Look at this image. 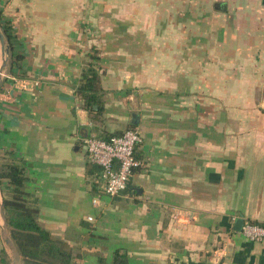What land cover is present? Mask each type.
I'll return each mask as SVG.
<instances>
[{"label":"crops","instance_id":"crops-1","mask_svg":"<svg viewBox=\"0 0 264 264\" xmlns=\"http://www.w3.org/2000/svg\"><path fill=\"white\" fill-rule=\"evenodd\" d=\"M0 23V172L22 167L76 263L121 249L127 264H264V242L234 229L264 223L263 0H0ZM94 49L97 120L76 93ZM129 128L141 165L108 197L83 139ZM13 189L0 177V264H16L1 236Z\"/></svg>","mask_w":264,"mask_h":264},{"label":"trees","instance_id":"trees-1","mask_svg":"<svg viewBox=\"0 0 264 264\" xmlns=\"http://www.w3.org/2000/svg\"><path fill=\"white\" fill-rule=\"evenodd\" d=\"M0 30L5 45L10 50L8 27L0 23ZM88 55V62L83 67L76 93L82 101L83 108L92 119H99L102 111V88L98 67L99 56L94 49ZM0 177L8 179L14 186L9 197H4L2 207L5 212L9 235L16 246L24 264H78L66 243L53 238L37 221V207L25 199L22 190L24 176L22 167L14 161L3 165ZM100 264H127L124 250L116 249L111 262L99 258Z\"/></svg>","mask_w":264,"mask_h":264},{"label":"built area","instance_id":"built-area-1","mask_svg":"<svg viewBox=\"0 0 264 264\" xmlns=\"http://www.w3.org/2000/svg\"><path fill=\"white\" fill-rule=\"evenodd\" d=\"M3 54L0 48V76L4 75L1 67ZM141 141V134L136 128L108 138L90 133L83 139L90 161L100 168L101 188L106 196L114 197L127 189L133 171L141 165L135 157V149ZM97 202L96 198L92 200L93 204ZM87 219L92 220V217ZM239 232L249 241L264 242V223L243 220Z\"/></svg>","mask_w":264,"mask_h":264},{"label":"water","instance_id":"water-1","mask_svg":"<svg viewBox=\"0 0 264 264\" xmlns=\"http://www.w3.org/2000/svg\"><path fill=\"white\" fill-rule=\"evenodd\" d=\"M263 2H264V0H263ZM0 48H1L2 52L4 53L3 54V59H2V64H1V67H3L5 65V62H6V59H7V56H8V49H7L6 45H5L4 37H3V34L1 32V30H0ZM1 217H2V219L4 221L2 232H1V236H2L3 240L10 246V248H11V250L13 252L16 264H20L18 251H17L16 246L14 245V243H13V241H12L10 235H9V232H8V229H7V225L5 223V219H4V216L2 214H1ZM241 224H242V219L238 218L235 221L234 229L235 230H239Z\"/></svg>","mask_w":264,"mask_h":264}]
</instances>
